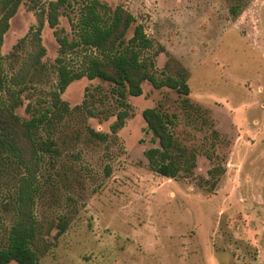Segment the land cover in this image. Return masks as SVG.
Segmentation results:
<instances>
[{"label":"rangeland","instance_id":"obj_1","mask_svg":"<svg viewBox=\"0 0 264 264\" xmlns=\"http://www.w3.org/2000/svg\"><path fill=\"white\" fill-rule=\"evenodd\" d=\"M50 1L21 0L3 37L7 88H24L15 109L22 120L51 106L57 84L59 46L46 22L41 65L28 70L29 39L15 48ZM100 1L135 17L126 41L143 26L152 41L143 57L156 78L187 72L195 108H185L176 90L143 82L141 96L126 95L129 116L113 134L110 126L123 109L114 85L72 82L60 96L68 110L40 135L55 142L56 152L34 166L41 189L29 210L50 244L38 264H264V0ZM68 15L75 19L67 9L56 29L72 39ZM81 61L67 57L74 69ZM148 108L168 115L176 142L195 153L191 174L173 180L150 168L144 152L159 144L142 117ZM18 144L30 160L21 135ZM2 163L0 250L17 219L18 178L25 173ZM213 168L222 173L211 189ZM62 217L69 227L55 242L56 230L46 232Z\"/></svg>","mask_w":264,"mask_h":264},{"label":"trees","instance_id":"obj_2","mask_svg":"<svg viewBox=\"0 0 264 264\" xmlns=\"http://www.w3.org/2000/svg\"><path fill=\"white\" fill-rule=\"evenodd\" d=\"M20 3L21 0H0V165L3 164L2 161L8 160L25 171L18 178L15 199L17 219L9 230L6 246L0 250V264L10 262L38 264L39 255L50 245L42 237L43 228L33 217L29 207L33 203V197L38 195L41 189L40 183L34 180L35 167L43 160L45 154L56 152L53 140H41V131L52 124L53 119L60 115L59 112L68 110V105L60 96L72 82L87 78L100 79L114 85V91L120 97L123 109L118 112L116 121L110 126L113 134L124 127L125 120L129 116L128 105L124 102L126 95L141 96L143 82H149L155 89L166 87L176 90L184 96L182 104L185 108H195L188 98L189 86L185 70L181 69L176 77L162 79L156 78L148 70V66L153 67V63L147 64L143 53L152 48V41L142 25H136L132 37L128 41L125 40L128 30L135 22L133 15L125 12L120 6L111 10L100 0H54L37 12V25L32 26L28 35L15 46L17 48L27 39L33 46V62L28 65V70L41 65V59L45 55V48L41 44V33L45 22L53 29V35L59 46L56 59L57 84L50 92L51 106L45 111L33 114L29 120H22L15 114V109L20 105L16 94L22 93L24 88L18 92L13 88H7L1 54L3 37L8 31L9 20L15 15ZM67 9L75 13V19L67 16L74 33L72 39L60 36L56 29L59 16ZM70 54L82 57L78 69L70 67L67 63ZM3 88L7 89L8 98L1 93ZM142 117L148 131L159 144L158 148L144 152L150 168L158 175L173 180L191 174L195 167L196 155L176 142L171 132L173 125L171 118L154 108L145 109ZM91 133L99 140L103 141L106 138L100 132L91 131ZM19 135L30 149V160L26 159L23 149L18 144ZM208 157L211 158L209 155ZM209 173L214 179L216 174L222 172L213 168ZM216 183L217 178L213 180L210 188L213 189ZM69 222V219L62 217L57 223L50 224L46 233L49 234L55 229L53 238L56 242L68 229Z\"/></svg>","mask_w":264,"mask_h":264}]
</instances>
